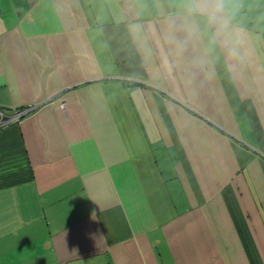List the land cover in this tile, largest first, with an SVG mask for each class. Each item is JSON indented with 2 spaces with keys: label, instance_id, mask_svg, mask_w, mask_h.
<instances>
[{
  "label": "crops",
  "instance_id": "0c3cea01",
  "mask_svg": "<svg viewBox=\"0 0 264 264\" xmlns=\"http://www.w3.org/2000/svg\"><path fill=\"white\" fill-rule=\"evenodd\" d=\"M9 1L0 264H264L251 32L211 0Z\"/></svg>",
  "mask_w": 264,
  "mask_h": 264
},
{
  "label": "rangeland",
  "instance_id": "374dc122",
  "mask_svg": "<svg viewBox=\"0 0 264 264\" xmlns=\"http://www.w3.org/2000/svg\"><path fill=\"white\" fill-rule=\"evenodd\" d=\"M6 2L10 5L9 0ZM233 2L238 3L240 7L230 26L241 25L251 32L254 45L260 47L264 54V0H233ZM15 14L18 16V11ZM0 117L2 122L7 121L6 116Z\"/></svg>",
  "mask_w": 264,
  "mask_h": 264
},
{
  "label": "clouds",
  "instance_id": "9594fccd",
  "mask_svg": "<svg viewBox=\"0 0 264 264\" xmlns=\"http://www.w3.org/2000/svg\"><path fill=\"white\" fill-rule=\"evenodd\" d=\"M240 5L233 0H211L209 15L221 29L227 28L235 19Z\"/></svg>",
  "mask_w": 264,
  "mask_h": 264
},
{
  "label": "built area",
  "instance_id": "2783aa9c",
  "mask_svg": "<svg viewBox=\"0 0 264 264\" xmlns=\"http://www.w3.org/2000/svg\"><path fill=\"white\" fill-rule=\"evenodd\" d=\"M1 115H3V116H6V115H4V113L2 112V111H0V116ZM23 115V113H21V112H17V113H14L13 115H11V119L10 118H8V116H7V121H5V122H2V117H0V127L1 126H4L5 124H7V123H9V120L10 121H12V120H18V119H20V117Z\"/></svg>",
  "mask_w": 264,
  "mask_h": 264
},
{
  "label": "trees",
  "instance_id": "16d2710c",
  "mask_svg": "<svg viewBox=\"0 0 264 264\" xmlns=\"http://www.w3.org/2000/svg\"><path fill=\"white\" fill-rule=\"evenodd\" d=\"M22 117H23V115H22L20 118H22ZM2 128H4V126H1V127H0V130H1Z\"/></svg>",
  "mask_w": 264,
  "mask_h": 264
}]
</instances>
